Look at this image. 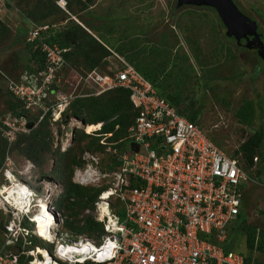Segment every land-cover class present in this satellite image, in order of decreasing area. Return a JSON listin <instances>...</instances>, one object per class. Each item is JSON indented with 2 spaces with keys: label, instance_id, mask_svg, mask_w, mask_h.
<instances>
[{
  "label": "built area",
  "instance_id": "obj_1",
  "mask_svg": "<svg viewBox=\"0 0 264 264\" xmlns=\"http://www.w3.org/2000/svg\"><path fill=\"white\" fill-rule=\"evenodd\" d=\"M56 4L65 10L64 0ZM30 24L25 41H40L44 67L38 72L25 71L29 82L10 89L23 101L25 110H37L35 124L47 115L53 124L75 99L95 97L114 88L130 92L137 114L127 129L126 150L117 155L120 166L105 171L98 168L96 158L73 173V181L81 186L106 187L93 203V211H85L102 224L103 233L97 241L63 230L65 220L52 203L60 193L57 185L47 183L38 189L42 191L38 196L35 189L16 178L8 154L16 134L27 131L26 119L6 117L0 212L9 222L2 232L0 264H244L241 255L225 251L221 243L239 213L245 188L251 182L258 185V180L161 98L132 66L124 64L108 75L97 69L79 74L67 65L66 50L42 42L53 34L52 27ZM131 144L137 151L129 152ZM88 157L85 153L83 158ZM253 161L256 164L257 157ZM28 201L32 211L45 204L51 216L34 223V213L25 212ZM38 225L47 230L48 238L37 233ZM29 240L49 244L51 252L41 248L45 253H40V247Z\"/></svg>",
  "mask_w": 264,
  "mask_h": 264
},
{
  "label": "rangeland",
  "instance_id": "obj_2",
  "mask_svg": "<svg viewBox=\"0 0 264 264\" xmlns=\"http://www.w3.org/2000/svg\"><path fill=\"white\" fill-rule=\"evenodd\" d=\"M68 1L72 4L71 9L68 14L62 15L61 19L67 16L70 18V14L88 13L81 21L87 30L88 25L92 26L89 29L90 33L79 26L83 32L81 31L77 36H81L82 39L89 34L97 42L101 41L103 46L111 52V57L97 64L99 73L108 75L110 71L123 68L124 64H128L152 79L165 94H178L183 100L180 107L190 104L195 96L192 110L198 114L197 125L225 154L237 158L243 168L242 155L238 154V149L255 131L263 134L258 152L264 154V60L257 56L256 51L245 48V43L243 45L240 43L238 46L236 41L226 37L225 28L214 11L196 7L176 9V0H93L87 6H83L85 0ZM233 1L242 12L256 20L258 31L262 34V41H264V0ZM36 2L37 0L8 2L0 0V21L7 27L11 26L14 32H20L25 27L23 24L29 25L35 17H39L38 7L34 8ZM30 10L34 13L33 18L25 19L24 16ZM88 17L91 20L86 19ZM33 24L34 22L30 25ZM67 24L72 27L77 25L75 22L71 24L67 19L50 24L51 30L54 33L63 31ZM14 32L11 31L6 36L3 35L5 37H0V118L6 112L7 101L14 100L9 86L26 84V80L29 82V79L25 77L24 67L28 53ZM82 49L85 52L84 46ZM87 54L86 56L89 57ZM71 59L68 62L69 66L81 74L82 71L74 68H77V63L83 58L72 57ZM84 66L86 69L85 63ZM20 76L23 78L20 79ZM35 113L36 111H31L27 116H33ZM68 117L70 118L68 123L65 122V116L61 122L50 124L47 121L50 129L48 133L50 140L48 137L47 146L54 153L53 157H49L42 166H37L22 157L19 150L21 145L15 146L14 151L9 150L8 158L14 162L13 172L16 178L35 189L38 196L42 195V191L38 189L45 183L37 182V180L40 177L52 179L49 170L58 154L66 151L65 154H74V156L78 154L83 160L86 153L89 157L83 160L81 168H85L86 164L97 158L100 163L98 168L104 169L109 162L107 161L109 155L116 154L117 157L120 153L111 145H106L105 151L101 153L97 146L99 143L96 144L89 138L83 139L80 143L77 140L73 142L74 130L82 131L83 127L75 128L74 117L71 115ZM245 118L246 122L243 121ZM33 120L36 121V118ZM67 128L73 130V135L67 132ZM84 130L83 134L88 133L91 134L90 136L98 137L88 125L84 126ZM102 139L103 137L100 141ZM89 142L92 145L87 147L86 144ZM255 156L259 161L258 154ZM4 160L5 153L2 164ZM28 164H31L29 170L25 168ZM255 169L254 163L248 170L244 168V171L253 173ZM52 183L57 185L56 189L61 194L62 187L54 179ZM59 199L56 197L52 202L53 205ZM242 204L247 215V223L258 229H264V216L261 214L264 212V185H261V182L258 185L252 182L248 185ZM93 209V206L84 210L77 209V214L79 213L77 217L82 219L87 216L86 210L92 212ZM63 212L69 217L70 210L64 209ZM8 222L9 217L0 212V246L3 241L2 226ZM228 228L229 226L227 231ZM96 235L87 234L89 238L100 240V237ZM231 235L228 234L227 239L228 243H231L230 251L241 254L243 258L250 257L251 264H264V253L259 251L250 253L246 248L245 236L242 232H231ZM226 236L227 233L223 242ZM231 237H233L232 240H230ZM36 244L51 252L52 247L49 244L43 242ZM20 247H22L21 244Z\"/></svg>",
  "mask_w": 264,
  "mask_h": 264
},
{
  "label": "trees",
  "instance_id": "obj_3",
  "mask_svg": "<svg viewBox=\"0 0 264 264\" xmlns=\"http://www.w3.org/2000/svg\"><path fill=\"white\" fill-rule=\"evenodd\" d=\"M56 1L57 0H37L34 8L38 7L37 9L39 10V17H35V19H33L34 24L51 26L50 24H56V22L58 21H65L68 19V16L64 19H61V16L64 14H68L72 6L71 2L66 0V10L68 12L64 13V10H62L56 4ZM92 1L93 0H85V5L83 4V6L90 5ZM209 10L213 11L212 9ZM33 14L34 13L32 12V10H30L29 12L27 11L24 18H33ZM244 14L248 16L246 13ZM23 25L25 27L20 32L16 33L11 29V26L7 27L0 21V37H5L6 34L11 33V31L14 32V35L16 34V36L24 44L26 52L28 53V58L24 61L25 71H41L44 67V57L43 53L41 52V43L38 40L34 43L26 42L25 36L28 25ZM81 31L82 29L79 26L76 25L72 27V25L67 24L63 31L61 30L59 32H55L54 34L50 33L47 37H43L41 40L42 42H45L49 45L55 44L60 49L66 50V52L63 54V57L68 66V62L72 60V57L74 59L82 57L83 60L77 63V68L74 69L82 71L81 74H85L90 70L95 69L94 67L97 66V64L101 60L109 57L111 55V52L87 33V35L81 39V36H77L79 33H81ZM20 33L22 34L21 36ZM34 45H37L35 50ZM83 46L85 47V52L82 51ZM86 54L89 57H87ZM84 63L85 65H87L86 69L84 68ZM143 76L145 77L146 75ZM145 78L152 84L157 94L161 98H164L170 105L175 107L180 115L186 117L189 121L197 125L196 118L198 114L196 112H193L192 110L194 106L193 102L195 101V96L191 99L192 101L190 102V104H186L187 106L185 107H180L183 100L180 96H178V94H165L164 91L160 90L159 86H157V84L152 81V79H150L148 76H146ZM197 81L200 80L197 79ZM129 97L130 92L128 90L123 88H114L95 97L75 99L70 107L64 112L62 118L64 119V116L66 117L68 115H71L75 119L83 121L84 124L88 125L93 131L99 129L100 125L97 124H101V127L98 131L95 132L98 137L90 136L91 134H88L86 132V134H83L84 128L81 129L82 131L74 130L73 142L77 140V142L80 143L83 139L89 138L90 140H94V143H99L97 144V146L101 153L105 151L106 145H111L118 151H123L125 145V143L123 142L127 136V129L132 125L137 114V111L133 108ZM27 113L28 111H25V109L23 108V103L16 98H14V100L7 101L6 112L4 115H2V118H0V166L2 164L7 145V141L4 137V132L8 130V127L4 125L3 122L6 121L7 116H10V118L13 119L18 118L19 116L28 115ZM36 116H38V113H35L30 117L27 116V119L33 120V118H36ZM243 121L246 122V118L243 119ZM47 123V120L41 122L40 124L38 123L34 129L26 131L28 132L27 134H25V132L17 133L14 142L15 145L13 144L14 147L12 145L10 149L13 150L15 149V146L20 147L21 145V148L19 150L22 157L35 163L37 166H42L49 157H53L52 155L54 153V151L50 150V148H48L47 146V141L50 140V134H48L50 132V129ZM77 133H79V135ZM102 137L103 139L101 144L100 138ZM209 139L211 140L210 137ZM262 140L263 134L260 131H255L252 136H250L240 145L238 154L240 153L242 155L244 168H246L247 170L254 165L253 159L257 157L255 156V154H258L260 159L255 164V171L253 173H247L251 177L256 178L259 182L264 183V154L258 152ZM90 143L91 142L86 144L87 147L92 145ZM83 149H85V147ZM128 150L130 152L129 147ZM126 152L129 153L128 151ZM65 153L66 151L58 154V157L54 158L55 160L53 161V164L49 170L52 177L50 175L49 176L62 187L61 194L58 196V199H60L57 200L58 202L54 205L57 211L63 216L65 220L62 228L64 231L68 232L84 233L86 235L97 234L96 237H101L103 233L102 224L95 222L90 216H84V218L82 219L80 217L78 218L77 215L79 213L77 214V209L84 210L87 207L92 208L97 196L106 187L87 186L84 188L82 186H79L78 184L73 183L72 174L74 173L76 168L83 165L84 158H82L83 160H81L78 154L77 156H74V154L67 155ZM107 161L109 162L104 166L105 171L113 170L114 168L121 165V162L118 161L116 155H109ZM64 209L70 210L69 217L63 214ZM261 214L264 216V212H261ZM3 231H5L4 226H2V232ZM231 232H242L244 234L245 245L250 253L253 251L264 253V229H258L256 226L248 224L247 215L243 210H241L237 214L235 219L230 222L228 231L226 229L227 238L221 245L225 251H230L232 249L231 243H228L227 240L228 234L231 235ZM232 239L233 237H231L230 240ZM31 245H36V243L33 241ZM244 264H251V258H244Z\"/></svg>",
  "mask_w": 264,
  "mask_h": 264
},
{
  "label": "water",
  "instance_id": "obj_4",
  "mask_svg": "<svg viewBox=\"0 0 264 264\" xmlns=\"http://www.w3.org/2000/svg\"><path fill=\"white\" fill-rule=\"evenodd\" d=\"M182 7H203L212 9L222 26L225 28V36L233 38L238 45L244 40V47L254 49L257 56L264 60V43L261 41L260 35L257 33L258 23L256 20L246 16L235 4L233 0H176L175 8ZM66 123L69 122V117H66ZM84 125V122H81ZM33 124L27 123V129H32ZM67 132L73 135V130L67 128ZM131 149L137 151V146L131 144ZM50 182L49 177H40L37 182Z\"/></svg>",
  "mask_w": 264,
  "mask_h": 264
},
{
  "label": "clouds",
  "instance_id": "obj_5",
  "mask_svg": "<svg viewBox=\"0 0 264 264\" xmlns=\"http://www.w3.org/2000/svg\"><path fill=\"white\" fill-rule=\"evenodd\" d=\"M58 1V0H57ZM56 1V2H57ZM65 1V0H64ZM63 10V9H62ZM64 12H66L67 13V10H66V1H65V10H64ZM249 17V16H248ZM252 19V18H251ZM51 32H52V30H51ZM257 33H258V27H257ZM53 34H54V32H53ZM259 35H260V33H258ZM260 38H261V35H260ZM262 41V40H261ZM263 43H264V41H262ZM140 73V72H139ZM9 89H10V86H9ZM10 91H11V89H10ZM12 92V91H11ZM12 94H13V92H12ZM13 96H14V98H16L17 100H19V101H21L22 103H23V101L22 100H20V99H18V97H16L14 94H13ZM73 103V102H72ZM71 103V104H72ZM23 108H24V103H23ZM68 109V108H67ZM66 109V110H67ZM66 110H64V111H62L61 112V115H60V117H59V119L55 122V123H57V122H61L62 121V116H63V114H64V112L66 111ZM25 111H28V110H25ZM33 111H36V113H38L37 112V110L35 109V110H33ZM29 113H31V110L30 111H28V113L27 114H29ZM19 117H21V116H19ZM18 117V118H19ZM23 117L26 119V125H27V123H29V122H31L32 124H33V126H32V128H35L36 126H37V124H35L36 123V121H37V118H38V116H36V121H33V120H28L27 119V115H23ZM49 117H50V115H47L45 118H44V120L43 121H45V120H47L48 122H49ZM66 117H68V116H66ZM43 121H41V122H43ZM65 121H66V119H65ZM40 122V123H41ZM69 122H70V118H69ZM81 122H83V121H81V120H78V119H73V126L76 128V127H83L84 128V126H86L85 124L84 125H81ZM39 123V124H40ZM72 123V122H71ZM97 125H100V127H101V124H97ZM100 127H99V129H100ZM26 129H27V127H26ZM98 129V130H99ZM29 130H31V129H27V131H29ZM98 130H96V131H98ZM96 131H94V132H96ZM94 132H92V133H94ZM54 136V135H53ZM123 143H125V139H124V142ZM101 144H102V140H101ZM105 144V143H104ZM124 149L126 150V145H124ZM123 149V151H125ZM129 149L130 150H132L131 149V145L129 146ZM133 151V150H132ZM120 153L122 152V151H119ZM113 155V154H112ZM114 155H116V154H114ZM78 168H81V167H78ZM72 179H73V177H72ZM45 184H47V183H49V184H53L52 183V179H51V181L50 182H46V181H43ZM74 182V181H73ZM75 183V182H74ZM45 184L44 185H42V187L41 188H44V186H45ZM75 184H77V183H75ZM56 185V184H55ZM79 185V184H78ZM81 186V185H80ZM88 186H92V187H95V186H93V185H88ZM84 187H87V186H84ZM104 191V190H103ZM101 193V192H100ZM59 195H60V193H59ZM58 195V196H59ZM57 196V197H58ZM98 197V196H97ZM39 241H41V240H39ZM42 242V241H41ZM44 243V242H43ZM41 248V247H40ZM234 252V251H233ZM236 253V252H235ZM238 254V253H237Z\"/></svg>",
  "mask_w": 264,
  "mask_h": 264
},
{
  "label": "bare ground",
  "instance_id": "obj_6",
  "mask_svg": "<svg viewBox=\"0 0 264 264\" xmlns=\"http://www.w3.org/2000/svg\"><path fill=\"white\" fill-rule=\"evenodd\" d=\"M73 124H74V123H73ZM45 185H47V184H45ZM102 198H103V199L106 198V194H105ZM32 206H33V205H32ZM32 206H31L30 202L28 201V206H27L25 212H27V213H29V214H31V212L34 213V214L32 215V217H33L32 221H33L34 223L37 222V221H39V223L42 222L41 217H50V216H51V214H50V212H49V210H48V208L46 207L45 204H40V205L38 206V208L36 209V211H32ZM16 207H17L18 209H23V206H18V205H16ZM101 209H103V206H101ZM30 211H31V212H30ZM22 212H23V211H22ZM36 231H37V233H38L42 238H45V239L48 238V237L46 236V232H47V230L42 229L39 225L37 226ZM38 250L40 251V253H45V252L43 251V249H41V248H39Z\"/></svg>",
  "mask_w": 264,
  "mask_h": 264
},
{
  "label": "crops",
  "instance_id": "obj_7",
  "mask_svg": "<svg viewBox=\"0 0 264 264\" xmlns=\"http://www.w3.org/2000/svg\"><path fill=\"white\" fill-rule=\"evenodd\" d=\"M67 12H68V11H67ZM65 13H66V12H65ZM68 13H69V12H68ZM80 15H81V16H80ZM80 15H77V14L72 15V14H70V18L68 17V21H69L71 24H72L73 22H75L78 26H81L82 28L86 29L87 32L90 33L89 29H91L92 26L90 27V25H88V26H89V29L87 30L86 26L83 25V24H82V21H81L86 15H88V13L83 14L82 12H80ZM86 19L91 20L89 17L86 18ZM97 40H98V39H97ZM98 42L101 43V41H99V40H98ZM101 44H102V43H101ZM102 45H103V44H102ZM109 57H111V56H109ZM109 57H108V58H109ZM106 59H107V58H106ZM95 69H99V66L95 67ZM247 187H248V186H247ZM247 187L245 188L244 193L246 192ZM243 195H244V194H243ZM241 210H243V204H241V207H240L239 212H240ZM243 211H244V210H243Z\"/></svg>",
  "mask_w": 264,
  "mask_h": 264
},
{
  "label": "flooded vegetation",
  "instance_id": "obj_8",
  "mask_svg": "<svg viewBox=\"0 0 264 264\" xmlns=\"http://www.w3.org/2000/svg\"><path fill=\"white\" fill-rule=\"evenodd\" d=\"M258 33H259V31H258ZM261 35V40H263V37H262V34H260ZM233 39V38H232ZM233 41L235 42V40L233 39ZM240 43H241V45H243V43H245V41L244 40H241L240 41ZM239 46V45H238ZM250 50H254V49H250ZM255 51V50H254Z\"/></svg>",
  "mask_w": 264,
  "mask_h": 264
}]
</instances>
